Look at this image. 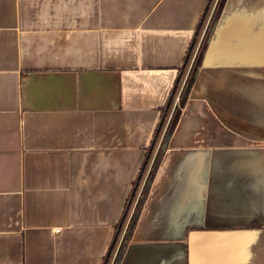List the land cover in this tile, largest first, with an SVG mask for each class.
<instances>
[{
    "label": "crops",
    "instance_id": "obj_1",
    "mask_svg": "<svg viewBox=\"0 0 264 264\" xmlns=\"http://www.w3.org/2000/svg\"><path fill=\"white\" fill-rule=\"evenodd\" d=\"M219 1L0 0V264H115L164 142L120 264H264V0Z\"/></svg>",
    "mask_w": 264,
    "mask_h": 264
},
{
    "label": "trees",
    "instance_id": "obj_2",
    "mask_svg": "<svg viewBox=\"0 0 264 264\" xmlns=\"http://www.w3.org/2000/svg\"><path fill=\"white\" fill-rule=\"evenodd\" d=\"M222 1H223V0H220V1H219V4H218V6H217V10H216V12H215V14H214L213 20L217 17V14H218V11H219V9H220V7H221ZM210 28H211V27H210ZM210 28H209V30H210ZM208 32H209V31H208ZM208 32H207V33H208ZM206 39H207V38L205 37V39H204V41H203V44L201 45V49H200V51H199V53H198V55H197V58H196V60H195V64H194L193 71H192V73H191V75H190V77H189V80H188V82H187V88H185V90H184V96H185L186 91L188 90V87L190 86V84H191L192 81H193V75H194V72H195V70L198 68V66H199V64H200V60H201V57H202V55H203L204 48L206 47V46H205V45H206ZM184 96H183V100H184ZM173 126H174V119H173V122H172L171 127L169 128V130H170L169 132H171V130L173 129ZM157 139H158V135H157V138H156V140H155V143H156ZM155 143L153 144V146L155 145ZM165 149H166V142H164L163 146H162L161 149L159 150V152H158V154H157V156H156V158H155V161H154V163H153V166H152V168H151V170H150V173H149V175H148L147 181H146V183H145V185H144V187H143V189H142V192H141V194H140V196H139V199H138V202H137V204H136V207H135V210H134L133 216L131 217V220H130V222H129V224H128L127 231H126V233H125V235H124V238H123V240H122V243H121V245H120V249H119V251H118V254H117V257H116V260H115V264H120L121 261H122V259H123V257H124V255H125V253H126L127 247H128V245H129V243H130V241H131V238H132V236H133V234H134V231H135V228H136V226H137V223H138L139 217H140V215H141L142 209H143V207H144V205H145V202H146V200H147V198H148V195H149L150 189H151L152 184H153V182H154V180H155V176H156V174H157V172H158V169H159V166H160V163H161V160H162L163 153H164ZM150 158H151V156H149L148 162H149ZM148 162H147L146 166L143 168V170L141 171V177H140V179L138 180V184H137V186H136V188H135V190H134V192H133V195H132V197H131L132 200H131V199L129 200V202L131 201V203H130V204H127V212H126V214H125V217L123 218L122 225H123L124 222H125L126 215H127L128 211H129V208H130V206H131L133 200H134V199L136 198V196H137L138 189H139V184H140V182L142 181L143 176H144V174H145V172H146V169H147V166H148ZM117 238H119V236H118ZM117 241H118V240H116L115 245L113 246V248H112V250H111V254H110V256H109L108 263H109V260H110L111 257H112V254L114 253V251H115V249H116ZM108 263H107V264H108Z\"/></svg>",
    "mask_w": 264,
    "mask_h": 264
},
{
    "label": "water",
    "instance_id": "obj_3",
    "mask_svg": "<svg viewBox=\"0 0 264 264\" xmlns=\"http://www.w3.org/2000/svg\"><path fill=\"white\" fill-rule=\"evenodd\" d=\"M162 123H163V122H162ZM161 126H162V124H161ZM161 126H160V127H161ZM152 149H153V147H152ZM152 149L150 150L149 156H150V154H151ZM149 156H148V158H147V161H146L144 167L146 166V164H147V162H148ZM116 239H117V238H115V240H114V242H113V246L115 245ZM113 246H112V248H113ZM112 248H111V250H112ZM110 254H111V251H110V253H109V256H110ZM109 256H108L107 261H106L105 264H107L108 259H109Z\"/></svg>",
    "mask_w": 264,
    "mask_h": 264
}]
</instances>
